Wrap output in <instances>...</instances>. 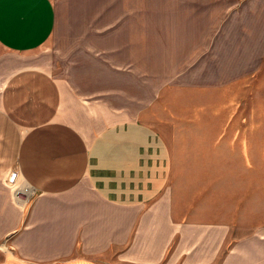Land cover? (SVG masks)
<instances>
[{"label":"crops","instance_id":"1","mask_svg":"<svg viewBox=\"0 0 264 264\" xmlns=\"http://www.w3.org/2000/svg\"><path fill=\"white\" fill-rule=\"evenodd\" d=\"M133 1L89 0L59 28L54 0H0V264H264L263 145L171 126ZM184 1L239 8L264 39V0Z\"/></svg>","mask_w":264,"mask_h":264},{"label":"rangeland","instance_id":"2","mask_svg":"<svg viewBox=\"0 0 264 264\" xmlns=\"http://www.w3.org/2000/svg\"><path fill=\"white\" fill-rule=\"evenodd\" d=\"M88 1L54 0L59 28L80 10L91 14ZM145 2L149 8L142 7V0H134L130 4L134 8L129 10L136 17L142 12L150 17L152 69H160L175 86L166 96L167 109L176 116V120L168 119L171 126L180 133L193 128L242 129L240 138L263 145L264 166V39H257L261 33H254L239 20V8L181 6L188 4L184 0ZM102 10L109 14V9ZM126 10L118 8V14ZM187 30L195 31L198 38L178 34ZM211 33L215 34L213 40ZM48 49L36 57L46 58ZM12 58L0 53V63ZM52 58L62 59L58 55ZM34 59L30 56L23 61ZM48 68L60 76L55 65Z\"/></svg>","mask_w":264,"mask_h":264},{"label":"built area","instance_id":"3","mask_svg":"<svg viewBox=\"0 0 264 264\" xmlns=\"http://www.w3.org/2000/svg\"><path fill=\"white\" fill-rule=\"evenodd\" d=\"M18 183H19V175H18V173L17 172H14V173H12L11 175H10V177H9V179H8V185L12 188V189H14L15 190V197L17 198V199H22V194H24V193H22L21 191H19L18 189H17V185H18Z\"/></svg>","mask_w":264,"mask_h":264}]
</instances>
